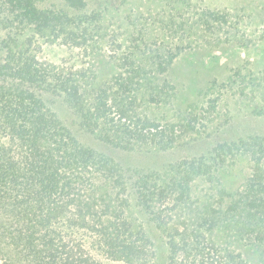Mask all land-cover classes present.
Wrapping results in <instances>:
<instances>
[{"label":"rangeland","instance_id":"374dc122","mask_svg":"<svg viewBox=\"0 0 264 264\" xmlns=\"http://www.w3.org/2000/svg\"><path fill=\"white\" fill-rule=\"evenodd\" d=\"M34 6L36 13L27 17L0 0V63L36 59L50 80L75 75L82 93L86 79L115 74L112 92L133 101L139 117L148 115L162 128L169 124L168 135H177L162 152L124 148L129 143L123 140L120 146L107 143L81 128L65 104H50L55 96H46L72 140L108 161L112 171L135 179L163 176L161 189L140 191L144 196L135 190L130 197L111 173L107 197L95 202L93 213L101 218L96 227L81 223L85 208L82 217L75 212L78 224L54 221L61 251L86 254L87 264H192L201 260L198 246H205L233 264L225 250L238 253V246L264 233V0H35ZM112 108L110 122L120 125ZM104 119L108 114L101 126ZM9 139V132L0 131L3 145ZM140 145L157 149L150 140ZM11 147L14 157L21 154ZM220 148L225 152L218 156ZM203 158L240 179L225 185L211 172L187 183L193 177L189 166ZM93 167L72 168L85 175ZM126 200L131 202L123 207ZM220 229L238 238L215 239ZM107 246H147V261L113 257Z\"/></svg>","mask_w":264,"mask_h":264},{"label":"trees","instance_id":"16d2710c","mask_svg":"<svg viewBox=\"0 0 264 264\" xmlns=\"http://www.w3.org/2000/svg\"><path fill=\"white\" fill-rule=\"evenodd\" d=\"M9 1L14 7L21 9L25 16L28 15L27 17L37 11L35 0ZM14 61L15 58L11 57L8 62L0 63V131L10 133V145L5 146L0 142V256L6 258L4 264L91 263L86 254H67L61 251L58 247L61 245L56 238L58 232L53 229L56 223L54 221L62 218L68 225L73 226L80 221L78 214L82 217L87 213L81 223L96 227L99 223L96 221L101 218L99 211L93 213L95 202L99 198L107 197L105 195L111 188L107 179L111 173L116 175L117 183L130 197L135 190L149 195L153 194L154 190L161 189L158 182L163 176L140 175L135 179L127 172L118 175L115 170L112 171L108 161L88 149L80 148V145L72 140L70 129L60 121L57 113L48 107L46 96H55L56 99L48 98L50 104H65L79 121L81 128L107 143L120 146L123 140L129 143L126 144L128 147L123 146L124 148L152 149L148 150L150 153L153 149L162 152L172 147L177 135H168L169 124L162 128L148 115L139 117L133 101L128 102L119 92H112L110 83L116 77L115 74L110 78L95 74L92 79H86L84 83L87 89L82 93L80 90L83 83L74 77L75 75L55 82L43 73V67L36 59L21 60L19 64ZM12 63H15V66ZM112 106L118 112L119 118L125 120L124 124L121 120L120 125L110 122ZM106 114L110 119H104L101 126L100 120ZM170 126L174 133L176 125ZM157 139L162 143L158 144ZM148 140L156 143L157 149L140 145ZM11 146L20 147L21 154L14 157L11 154ZM230 148L228 150H231ZM215 152L221 156L225 149L220 148ZM262 162L263 160L257 165ZM80 163L86 166L92 164L93 171L86 169L89 174L85 175L74 173L72 167ZM213 163L214 168L209 166L208 158H203L198 166L190 165L188 170L193 177H188L187 183L201 180L211 172L225 185H228V181L235 182L240 179L234 171H226L219 163ZM103 166L106 170L101 172L100 168ZM186 185L184 189H188L189 186ZM101 191L103 195L99 194ZM142 193L140 192L144 196ZM83 197L87 199L85 202L82 201ZM130 202L131 200H126L122 206L128 207ZM231 229L234 227L231 226ZM260 236L263 237L264 233H260ZM213 237L218 240L227 237L238 238L233 231L229 236L223 229L214 232ZM261 237L255 238L257 242L251 241L238 246L241 249L238 253L226 249V257L233 264L264 263ZM107 247L109 255L113 257L121 254L122 257L133 261L141 257L147 261V246ZM198 247L203 251L201 260H198V256L192 264H225V257L218 250ZM172 249L175 250L176 246H172ZM150 256L153 259L155 253L151 252ZM172 261V264H184Z\"/></svg>","mask_w":264,"mask_h":264}]
</instances>
